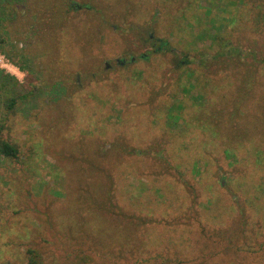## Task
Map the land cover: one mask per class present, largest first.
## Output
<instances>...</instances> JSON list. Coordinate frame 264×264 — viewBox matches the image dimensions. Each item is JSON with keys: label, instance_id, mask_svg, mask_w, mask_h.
Here are the masks:
<instances>
[{"label": "rangeland", "instance_id": "1", "mask_svg": "<svg viewBox=\"0 0 264 264\" xmlns=\"http://www.w3.org/2000/svg\"><path fill=\"white\" fill-rule=\"evenodd\" d=\"M1 16L0 69L17 80L0 89L1 134L18 156L0 162V264H26L28 248L44 264H119V251L153 260L169 254L168 238L177 260L178 185H193L197 202L208 188L227 200L237 176L193 125L178 137L174 115L198 110L181 90L185 72L199 74L201 58L216 53V33L242 53L255 50L254 61L231 63L251 62L263 88L264 0H14ZM227 66L209 68L225 78ZM196 162L205 169L198 177ZM140 188L156 202L160 190L177 197L173 209L136 204L130 195Z\"/></svg>", "mask_w": 264, "mask_h": 264}, {"label": "trees", "instance_id": "2", "mask_svg": "<svg viewBox=\"0 0 264 264\" xmlns=\"http://www.w3.org/2000/svg\"><path fill=\"white\" fill-rule=\"evenodd\" d=\"M12 1L14 0H0V9L2 5ZM1 24L0 17V26ZM210 38L218 43L216 53L210 58L206 56L201 58L199 63L203 69L199 74L194 69H188L185 72L187 85L181 88L191 99V105L197 106L198 110L194 115L187 114L183 117L182 111H179L178 115H174V119L181 124L180 130L183 129L178 133V137L186 138L184 127L193 125L206 134L204 136L209 140L216 141L215 143L222 147L223 159L231 167L234 176L237 174L235 178H229L227 184L229 194L225 196L227 198L229 196V199H222L218 191L208 188L207 190H211V197L197 202L193 185L182 181L178 185V215L173 216L178 218V226L175 225L178 231V259L173 260L170 257L173 244L168 238L166 245L169 254L151 260V258L143 259V253L137 252L131 254L130 259H126L119 251L118 259L124 260L119 264H126L127 260H134L133 264H264V87L258 89L259 87L254 86V66L250 64L251 62L248 66L231 63L234 56L240 58L238 62H243L247 60L246 57L249 61H254L258 54L255 50L242 53L238 49L231 48L216 33ZM2 41L0 35V42ZM161 44L165 48L166 44L164 42ZM212 62L224 63L228 65L227 67L232 65L229 75L221 78L217 73L212 74L209 68ZM259 64L264 67V57ZM262 78L264 79V74ZM16 83L14 77L0 69V89L10 85L15 86ZM261 83L256 86H260ZM256 91H259L257 98L253 97ZM14 104L13 98H8L5 102L7 109H12ZM178 108L183 110L181 104ZM208 108L211 110H207ZM1 130L0 123V162L15 160L18 156V148L3 138ZM203 169L196 162L191 172L198 177ZM197 179L202 188L203 183L199 178ZM184 186L188 187L187 195L181 197L184 192L180 191ZM127 191L128 189L123 190V193H128ZM147 192L149 190L140 188L138 192L131 194L130 198L136 204L144 201L158 205L161 202L173 209L177 197L168 198L160 190L157 191L158 202H156V197ZM107 213L116 215L113 208ZM119 213L122 217L128 215L121 209ZM169 219L172 217L169 216ZM114 221L117 220L113 219ZM136 232L138 233L137 229L130 231L131 236L133 234L132 241L135 240ZM131 240L129 245L132 243ZM119 243H122L125 249L128 247L126 246L128 242L119 240ZM100 252L106 256L108 246L106 251ZM26 264H44L43 255L35 248H28Z\"/></svg>", "mask_w": 264, "mask_h": 264}, {"label": "flooded vegetation", "instance_id": "3", "mask_svg": "<svg viewBox=\"0 0 264 264\" xmlns=\"http://www.w3.org/2000/svg\"><path fill=\"white\" fill-rule=\"evenodd\" d=\"M6 5H8V4L2 5V7H1V9H0V17H1V20H2V16H1L2 8L5 7ZM1 25H2V24H1ZM0 35L2 36V34H1V27H0ZM4 44H5V40H3L2 42H0V47H3ZM1 50H2V49H1ZM0 53H1V52H0ZM122 63H123V62H122ZM17 68L19 69L20 67H17Z\"/></svg>", "mask_w": 264, "mask_h": 264}]
</instances>
